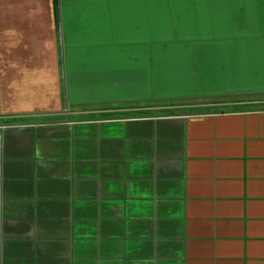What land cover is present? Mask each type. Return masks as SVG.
<instances>
[{
  "label": "crops",
  "instance_id": "crops-1",
  "mask_svg": "<svg viewBox=\"0 0 264 264\" xmlns=\"http://www.w3.org/2000/svg\"><path fill=\"white\" fill-rule=\"evenodd\" d=\"M263 98L264 0H0V264H264Z\"/></svg>",
  "mask_w": 264,
  "mask_h": 264
},
{
  "label": "trees",
  "instance_id": "trees-1",
  "mask_svg": "<svg viewBox=\"0 0 264 264\" xmlns=\"http://www.w3.org/2000/svg\"><path fill=\"white\" fill-rule=\"evenodd\" d=\"M137 104L140 107L151 108V107H155L156 105L157 106H167V105H174L176 103H175V100H168V101H164V102H160V101H142V102H138ZM166 112H174V111H150V110H145V111H140L138 114H140V115L154 114V113L163 114V113H166ZM135 114H136V112H135Z\"/></svg>",
  "mask_w": 264,
  "mask_h": 264
},
{
  "label": "rangeland",
  "instance_id": "rangeland-1",
  "mask_svg": "<svg viewBox=\"0 0 264 264\" xmlns=\"http://www.w3.org/2000/svg\"><path fill=\"white\" fill-rule=\"evenodd\" d=\"M175 100V103H178L179 100L177 99H174ZM177 100V101H176ZM262 101H258L259 103H257V105H264V98L263 99H260ZM165 100H161L160 102H164ZM168 101V100H166ZM184 104V103H183ZM157 106V105H156ZM180 106V105H179ZM171 107V108H158V109H151L150 111H176V110H193V109H201V107H189V106H181V107ZM158 107V106H157Z\"/></svg>",
  "mask_w": 264,
  "mask_h": 264
},
{
  "label": "water",
  "instance_id": "water-1",
  "mask_svg": "<svg viewBox=\"0 0 264 264\" xmlns=\"http://www.w3.org/2000/svg\"><path fill=\"white\" fill-rule=\"evenodd\" d=\"M65 107L68 108L67 102H65ZM65 120H68V117H66ZM1 125H4V124H1Z\"/></svg>",
  "mask_w": 264,
  "mask_h": 264
}]
</instances>
